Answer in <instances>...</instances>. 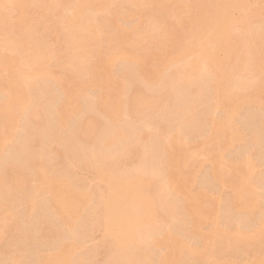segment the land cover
Listing matches in <instances>:
<instances>
[{
	"label": "bare ground",
	"instance_id": "6f19581e",
	"mask_svg": "<svg viewBox=\"0 0 264 264\" xmlns=\"http://www.w3.org/2000/svg\"><path fill=\"white\" fill-rule=\"evenodd\" d=\"M31 1L38 18L24 27L27 0H0V145L16 142L4 155L0 149L2 228V214L13 218L5 224L7 237L0 235V264H215L227 253L239 258L251 251L255 236L263 239L257 252L264 259V117L248 118L255 129L237 162L227 160L223 150L244 140L233 115L264 101V0H72L71 16L56 22L70 0ZM227 2L242 8L233 24L237 31L228 38L216 32L213 50L194 51ZM104 9L109 17L101 38L66 40L67 74L79 84L62 91L61 79L49 69L53 37L66 22L68 29L92 31L91 13ZM120 15L138 16L140 23L128 34L113 24ZM20 57L33 79L20 68ZM48 78L53 85L43 83ZM83 87L93 88V98L82 103L77 92ZM75 113L81 116L71 119ZM57 126L64 132L54 136ZM199 148L213 156L192 197L187 188L201 168ZM124 160L131 162L129 169ZM258 165L263 172L256 176L250 166ZM72 167L92 173L103 186L89 192ZM132 177L146 189L138 207L119 203L133 193L122 186ZM215 184L231 191L223 205L227 225L233 213L245 215L233 226L202 234L199 198ZM256 185L262 195L254 192ZM113 207L119 215L135 211L140 217L127 231L121 227L120 237L108 230ZM215 217L217 226L219 214ZM187 230L195 244L178 233ZM96 232L105 258L97 261L91 250L77 255Z\"/></svg>",
	"mask_w": 264,
	"mask_h": 264
},
{
	"label": "rangeland",
	"instance_id": "374dc122",
	"mask_svg": "<svg viewBox=\"0 0 264 264\" xmlns=\"http://www.w3.org/2000/svg\"><path fill=\"white\" fill-rule=\"evenodd\" d=\"M164 1L170 2L171 0H164ZM250 3L252 4V8H255V4H253V1H251ZM26 5H27V10L25 12L24 27H27L28 24L32 20L38 18V13L32 7V1L27 0ZM72 5H73V1L70 0L68 4L62 6L59 9L58 15L54 16V18H53L54 21L55 22L58 21L60 19L59 18L60 16L61 17H67V18L69 16H71V12H70L69 8H71ZM236 5H238V6H236ZM236 5L230 4L227 2V3L223 4L222 7H220V9L217 11L218 14H216V17H215L216 20L215 19L213 20L214 21L213 24L214 23H216V24L212 25V29H210L208 32L205 33V35L203 34L202 37L199 38L201 40H199V39H198L199 41L197 40V42L194 44V47H193L194 51H198L204 47L206 49L213 50V48H215L216 43L214 40L212 41L211 36H212V34H214L216 32L221 33L222 36L225 38L226 37L228 38V36L230 34H232V32H235L236 29H235L234 25L236 26L237 21L239 19V15L241 13V12L238 13V11L242 10V8L239 4H236ZM221 8L223 9V11ZM15 15H16V13H13V17H15ZM165 15H164L165 19L168 18L169 14H165ZM91 16H92L93 20L89 21V23H92V26H93L92 31H90V32L85 31V30L74 31L73 29H68V22H66L64 24V27L62 24V31L59 32L55 37H53V40L48 47V51L50 52V54L52 55V58H53L49 61V64H50L49 69L53 73L54 77L61 79L59 86L61 87L62 91L71 90L72 88L77 86V83L79 84L78 81L76 82L75 80L70 78L67 74V67L66 66L69 65L68 64V56H69L71 50L68 47L69 45L66 43V40L71 38V37H76V35L83 36V35H88V34H96L97 35L96 37L101 38L103 36L104 31H105V22L109 17L108 11L106 9H104V10H100L97 12H93V13H91ZM15 22L18 24L17 19H15ZM139 23H140V20H139L138 16H134L132 18L125 19L121 15L120 16H114V22H113V24H115V25L119 24L120 26H122L124 28V32H126L128 34H130L131 27L136 26ZM249 23H250V19L248 18L245 21V24L248 25ZM145 24H147L148 26L150 25V23L148 24L147 20H146ZM207 37H208V39H207ZM209 37H210V39H209ZM0 40H4V37L1 34H0ZM200 42H202L201 43L202 46L200 45ZM198 45H200L199 48L197 47ZM92 48L96 49L97 46L95 44H93ZM98 49L102 50L101 45H98ZM4 52L8 53V51H6V50H4ZM8 55L13 56V55H20V54H18V52H9ZM242 57H243L242 53H240V52L236 56V58H238V59H241ZM80 58H81V56H79V59ZM190 60H191V58H190ZM18 64H19L20 68L23 71H25L24 74L26 77H28V79L34 78L35 73L33 71H28V70L26 71V69H27L26 60L23 57H20L18 59ZM1 75L3 77L8 76V75H5L4 72H2ZM43 83L44 84L48 83L50 85L54 84L52 79H49V78L47 81H45ZM124 85L125 84H123V83L120 84V86H124ZM77 95H80L78 97V100L82 103L90 101L93 98V88L83 87L81 92H77ZM263 102L264 101L261 100L260 105L258 104L257 107L244 109L243 112H241V113L238 112L237 114L233 115L234 123L243 132L244 140L241 143H228V144L223 146L224 157L227 160L230 159L232 162L238 161V157L242 153L241 150H244L243 147L246 146L249 142L250 134L252 133L251 131L255 129V127H254L255 125L253 126L252 123H251V125H250V123H248V122H250L249 121L250 119H248V118H251V116H253V115L255 117L258 116V118L259 117L261 118V116L264 117V104H263ZM214 113H215L216 117H221L220 113H218V112H214ZM80 116H81V114L75 113V114H72L70 116V118L75 119V118L80 117ZM126 119H127L126 117L122 118L123 121H126ZM62 132H64V128L62 126H57L55 129V132H54V136L57 135L58 133H62ZM8 138L9 137H5L4 140H6ZM4 144L5 145H0V149L3 151V155L6 154L7 152L11 151L12 149H14V147L16 146V142L14 139H8L4 142ZM198 151H199V157L197 158V160L200 162V163L199 162L198 163L200 164L201 168H200V171H199V174L197 175V177L189 184V186L187 188V190H188L187 194L188 195L190 194L192 197L196 196V194H197L196 190L200 186H202V183L204 182L203 179L204 178L206 179L207 172L210 169L209 168V165H210L209 162H211L210 160L213 156V154H211V155L205 154L201 150V148H199ZM249 153L252 156V158L255 159L254 158L255 150L252 149L249 151ZM2 156L0 158V162L2 161ZM239 159H240V157H239ZM123 165L125 167H127V169H129L132 166L131 162L127 161V160L123 161ZM250 167L253 168L252 171L254 172V174L256 176L263 172V167H261L259 165L258 166H250ZM71 169L74 170L77 178H79L84 183V187L89 192H92L96 188L103 186V184L98 182L96 177L92 173L88 172L87 170L82 169V168L78 169V168H74V167H72ZM245 172H246V169H242L240 171V173H239L240 179L244 175ZM204 174L206 176H204ZM100 178L102 179L103 177L100 176ZM201 180H203V182ZM124 183H122V186L124 185L123 187L130 188L133 193L131 195H122L119 203L121 201L123 203V201H124L123 204H125V203H127V201H129V203L134 205V207H138L145 200L146 189H145V192L140 190L141 189L140 181L138 178H135V177L134 178L132 177L131 179L129 178ZM26 184H27V186H30V187H38L39 186L36 182H33V181H27ZM211 188H212V190L206 192L204 195H201L199 198L200 209L204 215L201 218V224L199 226V232L202 234H208L215 228H220V229L226 228L227 226L230 225V223L233 226L235 222L236 223L240 222V220L243 219V217L245 215L244 210L237 211L236 213H233V216L230 218V221L228 222L229 225H227V222L224 221V216L226 215V211H225L223 205H224L226 198L230 196L229 194L231 193V191L229 188L223 187V185L221 186L218 184L212 185ZM255 191L259 195L263 194L262 188H260L258 185H256L254 187V192ZM115 209H117V207H113V209L111 211L112 212L111 218H113L112 219L113 221L111 220L110 225L108 224V230H109V233L112 235V237H120L122 235V233H124L125 231H127L130 228V226L138 224L140 217L138 216V214L135 211H129V213L127 212L126 214L119 215V212L118 211L115 212ZM216 213L219 214L217 226H215L214 222L212 221V220H215V218H216L215 214ZM2 218L5 221H4L3 228H2V223L0 222V235L7 237V233L9 231L7 228H5V224L13 218H12V215H10L6 212L4 214H2L1 219ZM124 218L127 220L125 221ZM117 219L121 222L119 223V221ZM159 220H161V219H159ZM116 221L118 223H116ZM123 221H124V223H123ZM112 222H115L114 223L115 226ZM111 224H113V225L111 226ZM123 224H124V226H123ZM119 225H120V227H119ZM121 227L124 229L126 228L125 231H123L124 229H122V231H121ZM178 233L181 234V237L184 239L185 242H187L189 244H191V243L195 244V239L192 236V233L190 230H187L186 233L185 232H178ZM101 238L102 237H101L100 232L93 233L91 237L85 239L82 242L81 247L76 250V254L79 255L83 251H88V250L95 251V254H96L95 259L97 261H101L103 259V257L105 258V254H104L105 252H104L103 245L101 246V242H102ZM262 241H263V239H260L258 236H255L254 240L250 243V248L252 246L251 251L244 253L239 258H232V256L227 253L224 255V258L222 261L217 262L215 264H224V263H226V264H242V263H245L246 261H258L260 263H264V259L261 257L262 254L260 252H257V250L259 248L258 247L259 242L262 243ZM60 243H61L60 240H55L56 245L60 244ZM5 257H7V256L2 257L3 260L5 259Z\"/></svg>",
	"mask_w": 264,
	"mask_h": 264
}]
</instances>
